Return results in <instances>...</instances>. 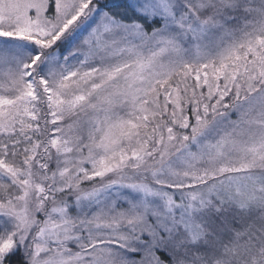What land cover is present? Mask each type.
<instances>
[{"label":"snow or ice","instance_id":"obj_1","mask_svg":"<svg viewBox=\"0 0 264 264\" xmlns=\"http://www.w3.org/2000/svg\"><path fill=\"white\" fill-rule=\"evenodd\" d=\"M0 264H264V0H0Z\"/></svg>","mask_w":264,"mask_h":264}]
</instances>
